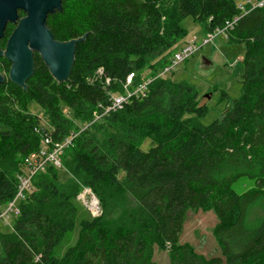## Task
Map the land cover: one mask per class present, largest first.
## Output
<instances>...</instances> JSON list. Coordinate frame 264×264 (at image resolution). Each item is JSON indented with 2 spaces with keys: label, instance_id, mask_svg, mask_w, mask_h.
Here are the masks:
<instances>
[{
  "label": "trees",
  "instance_id": "1",
  "mask_svg": "<svg viewBox=\"0 0 264 264\" xmlns=\"http://www.w3.org/2000/svg\"><path fill=\"white\" fill-rule=\"evenodd\" d=\"M239 14L235 0H61L47 14L55 40L86 38L76 45L67 81L57 82L35 53L25 89L10 80L0 85V206L14 197L22 159L41 141L34 131L41 117L28 102L43 111L54 140L76 135L61 154L67 178L59 181L53 166L35 175L11 230L0 232V264H154L155 241L170 245V264H264V7L226 31L245 51L240 95L227 98L218 119L201 124L206 108L198 92L156 77L186 35L184 19L208 34ZM13 29L8 23L0 49ZM0 64L5 76L11 63L0 57ZM98 67L106 76L95 77ZM145 68L153 71L144 75ZM128 73L134 85L153 78L147 95L94 121L110 93H124ZM145 139L152 143L146 151ZM240 179L254 186L237 194ZM82 186L96 195L101 215L79 213ZM208 206L222 223V255L211 258L179 244L186 213ZM76 227L77 240L58 258Z\"/></svg>",
  "mask_w": 264,
  "mask_h": 264
},
{
  "label": "rangeland",
  "instance_id": "2",
  "mask_svg": "<svg viewBox=\"0 0 264 264\" xmlns=\"http://www.w3.org/2000/svg\"><path fill=\"white\" fill-rule=\"evenodd\" d=\"M243 1L244 0H235L236 4ZM181 25L186 29V35L179 43L176 50L184 43L193 40L197 45V51L186 61L167 72L165 78H168L174 83H188L198 92L199 105L206 108V113L202 117L199 115L198 119L201 124L208 125L222 115L227 105L228 97L236 99L240 95L241 62L245 51V45L243 43H232L228 41L225 33H217L215 31L206 34L200 24L192 20V18L184 19ZM209 35L213 37L211 40L204 43V39L209 37ZM152 71L153 70L150 68H145L143 74L149 75ZM7 75L8 74H5L6 81H8ZM103 76H106V74L103 73V68L98 67L95 71V77ZM25 108L28 109L30 113L41 117L40 127L44 128L45 118L39 106L35 102H28ZM60 109L65 117L72 118V112L65 104L61 103ZM186 117H188V115L184 116V118ZM0 129H3V127L0 126ZM70 135H72V133ZM141 142L140 148L145 151L152 145L149 139L142 140ZM69 145H71V142ZM57 174V179L61 182L68 176V172L63 168L58 169ZM253 186V180L240 179L234 184L233 190L235 193L239 194ZM75 200L80 214H84L91 218L101 215L102 211H100L99 201L88 187L82 186ZM92 201L97 202L99 207L97 211L89 209V205ZM12 219L11 216L8 218L7 222L0 220V232L4 233L11 230ZM221 225V220L217 217L213 207L208 206L197 210H189L185 216L179 244H187L195 253L205 258L221 256V248L216 238V231ZM77 233L78 228L76 227L74 231L67 236L66 240L60 244L56 250L58 258H62L66 250L75 243L77 240ZM170 252L171 247L169 244H160L158 241H155L152 248V260L154 264H170Z\"/></svg>",
  "mask_w": 264,
  "mask_h": 264
},
{
  "label": "water",
  "instance_id": "3",
  "mask_svg": "<svg viewBox=\"0 0 264 264\" xmlns=\"http://www.w3.org/2000/svg\"><path fill=\"white\" fill-rule=\"evenodd\" d=\"M61 0H0V38L8 23L14 29L7 39L0 57L11 65L7 79L23 89L34 71V55L39 54L57 82L67 81L72 69L76 45L86 38L68 41L55 40L46 26L49 12L60 7ZM18 11L25 15L20 17ZM6 77L0 73V85Z\"/></svg>",
  "mask_w": 264,
  "mask_h": 264
},
{
  "label": "built area",
  "instance_id": "4",
  "mask_svg": "<svg viewBox=\"0 0 264 264\" xmlns=\"http://www.w3.org/2000/svg\"><path fill=\"white\" fill-rule=\"evenodd\" d=\"M264 7V0H244L237 4L240 11L239 15L234 16L230 21H227L221 29H216L217 33H225L239 21V19L249 13L255 8ZM214 31V32H215ZM213 36L204 39V43L211 40ZM197 51V45L192 40L191 42L184 43L180 46L171 57V64L158 71L156 77L165 78L167 72L174 69L177 65L186 61ZM135 73H128L124 79L123 87L124 93H110L108 95V104L100 106V113H94V121L103 115L117 112L128 104L132 98H141L147 95L148 85L153 78H142L139 83L134 85ZM108 81V79H107ZM82 127V125H81ZM84 125L82 128H85ZM34 131L40 135L41 141L37 151L30 153L23 157L20 171L16 174L17 190L11 201L0 206V220L7 222L8 218L18 215L19 202L25 197V194L31 189L32 178L46 170L47 167L53 166L56 169L62 168L61 154L63 149L70 144L75 134L69 135L61 141H56L51 135L45 132L44 128L40 126L35 127ZM89 209L97 211L99 209L97 202L92 201Z\"/></svg>",
  "mask_w": 264,
  "mask_h": 264
},
{
  "label": "flooded vegetation",
  "instance_id": "5",
  "mask_svg": "<svg viewBox=\"0 0 264 264\" xmlns=\"http://www.w3.org/2000/svg\"><path fill=\"white\" fill-rule=\"evenodd\" d=\"M35 53H33V55H34Z\"/></svg>",
  "mask_w": 264,
  "mask_h": 264
}]
</instances>
